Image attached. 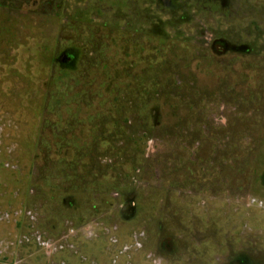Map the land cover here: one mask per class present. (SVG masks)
I'll use <instances>...</instances> for the list:
<instances>
[{"label": "rangeland", "instance_id": "rangeland-1", "mask_svg": "<svg viewBox=\"0 0 264 264\" xmlns=\"http://www.w3.org/2000/svg\"><path fill=\"white\" fill-rule=\"evenodd\" d=\"M0 264H264V0H0Z\"/></svg>", "mask_w": 264, "mask_h": 264}]
</instances>
